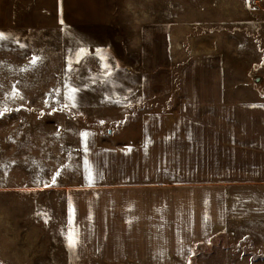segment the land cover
Wrapping results in <instances>:
<instances>
[{
    "label": "rangeland",
    "instance_id": "obj_1",
    "mask_svg": "<svg viewBox=\"0 0 264 264\" xmlns=\"http://www.w3.org/2000/svg\"><path fill=\"white\" fill-rule=\"evenodd\" d=\"M26 1L35 6L25 4V19L0 27V264H67L65 237H55L62 224L55 187L77 183L94 144L118 148L141 136L144 117L178 109L175 90L143 99L146 73L137 45L143 27L173 31L186 56L191 38L221 35L226 92L237 84L244 96L239 100H246L249 67L258 59L252 42H262L264 0H95L94 17L86 0H77L91 23L77 26L57 21L50 0ZM34 16L39 22L26 25ZM66 16L72 19L73 10ZM165 41L159 43L169 47ZM178 66L166 71L174 77ZM32 234L40 237H27ZM219 238L196 264H215L222 249L230 255L264 250L256 238Z\"/></svg>",
    "mask_w": 264,
    "mask_h": 264
},
{
    "label": "crops",
    "instance_id": "obj_2",
    "mask_svg": "<svg viewBox=\"0 0 264 264\" xmlns=\"http://www.w3.org/2000/svg\"><path fill=\"white\" fill-rule=\"evenodd\" d=\"M50 1L57 21L91 24L83 20L77 0L70 6L67 0ZM25 4L35 6L0 0V27L22 22ZM85 7L94 17L95 0H86ZM69 9L72 19L66 16ZM37 16L25 24L32 27ZM166 30L148 25L138 37L139 66L146 73L142 96L148 100L175 90L178 109L144 117L141 136L118 148L94 144L95 154L88 155V164L81 162L77 183L55 187L62 219L55 237H65L67 264H189L191 245L210 237L236 233L264 241V25L262 42L251 41L258 59L245 86L251 94L241 101L233 81L235 89L226 92L221 35L191 38L186 56L181 37ZM167 38L170 46L164 47L159 42ZM180 64L178 75L166 71ZM211 252H199L192 264ZM215 264H264V250L230 255L222 249Z\"/></svg>",
    "mask_w": 264,
    "mask_h": 264
},
{
    "label": "trees",
    "instance_id": "obj_3",
    "mask_svg": "<svg viewBox=\"0 0 264 264\" xmlns=\"http://www.w3.org/2000/svg\"><path fill=\"white\" fill-rule=\"evenodd\" d=\"M264 60V55L261 58V63L260 65L263 63ZM258 65V66H260ZM215 241L216 244H219L220 238L219 237H210L208 240L204 241V242H195L191 245V249H190V256H189V264H192L193 260L196 258V255L199 252H206L209 250L203 249L205 246H208L209 243H212V241Z\"/></svg>",
    "mask_w": 264,
    "mask_h": 264
},
{
    "label": "snow or ice",
    "instance_id": "obj_4",
    "mask_svg": "<svg viewBox=\"0 0 264 264\" xmlns=\"http://www.w3.org/2000/svg\"><path fill=\"white\" fill-rule=\"evenodd\" d=\"M0 39H3V35H2V34H0ZM35 63H36V60L34 59V60H33V64H35ZM75 91H76V90L73 89V92H75ZM85 135H87V134H85ZM53 183H55V177L53 178ZM46 186H47V185H46ZM69 246H70V247H74V246H75V241L70 240Z\"/></svg>",
    "mask_w": 264,
    "mask_h": 264
},
{
    "label": "water",
    "instance_id": "obj_5",
    "mask_svg": "<svg viewBox=\"0 0 264 264\" xmlns=\"http://www.w3.org/2000/svg\"><path fill=\"white\" fill-rule=\"evenodd\" d=\"M256 79H259V77H256Z\"/></svg>",
    "mask_w": 264,
    "mask_h": 264
}]
</instances>
